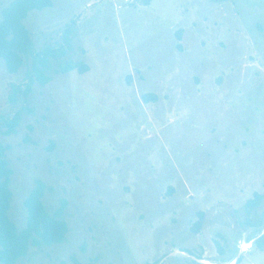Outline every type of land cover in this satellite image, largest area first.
I'll use <instances>...</instances> for the list:
<instances>
[{
    "label": "rangeland",
    "instance_id": "374dc122",
    "mask_svg": "<svg viewBox=\"0 0 264 264\" xmlns=\"http://www.w3.org/2000/svg\"><path fill=\"white\" fill-rule=\"evenodd\" d=\"M52 1L25 21L35 49L60 47L71 26L67 58L89 70L52 74L11 103L24 68L0 59V114L21 113L0 142L11 220L25 226L40 180L50 213L67 200L69 231L16 264H264L252 246L264 219L251 227L244 211L264 193V0Z\"/></svg>",
    "mask_w": 264,
    "mask_h": 264
},
{
    "label": "trees",
    "instance_id": "16d2710c",
    "mask_svg": "<svg viewBox=\"0 0 264 264\" xmlns=\"http://www.w3.org/2000/svg\"><path fill=\"white\" fill-rule=\"evenodd\" d=\"M52 6V0H12L0 11V59L4 61L6 70L10 74H16L24 68L22 82L8 85L11 103L19 99L26 101L32 92L33 85L38 83L40 86H45L51 81L52 74H67L75 69L79 73L89 70V66L84 62L67 58L72 47L71 26L66 28L60 47L48 45L41 50L35 49L32 34L25 21L32 11H43ZM175 37L176 48L181 51V29L175 32ZM156 99L157 96L152 93L142 95V101L145 103L154 102ZM20 121V112L15 113L12 118L0 114V134L5 136L14 134ZM8 150L9 146L0 142V263L16 264L27 256L31 246H53L63 243L69 227L65 219L67 200L61 199L59 206L50 213L43 201L45 193L50 189L40 180L35 182V186L24 200L25 226L19 229L11 220L9 212L13 198L11 180L14 172L7 159ZM263 205L264 193L255 192L252 198L246 201L244 211L247 215V225L255 227L263 224L264 212L262 219L260 215L257 220L254 218L260 213ZM197 216L198 219L191 227V232L196 234L200 232L203 225V212H198ZM252 246L264 251V230ZM73 260L74 264H80ZM158 263L154 261L145 264ZM61 264L67 263L61 262ZM87 264H95V262Z\"/></svg>",
    "mask_w": 264,
    "mask_h": 264
},
{
    "label": "crops",
    "instance_id": "0c3cea01",
    "mask_svg": "<svg viewBox=\"0 0 264 264\" xmlns=\"http://www.w3.org/2000/svg\"><path fill=\"white\" fill-rule=\"evenodd\" d=\"M246 244L247 245H250L249 243H244V246H243V248H247V247H245L246 246ZM249 248V247H248Z\"/></svg>",
    "mask_w": 264,
    "mask_h": 264
},
{
    "label": "clouds",
    "instance_id": "9594fccd",
    "mask_svg": "<svg viewBox=\"0 0 264 264\" xmlns=\"http://www.w3.org/2000/svg\"><path fill=\"white\" fill-rule=\"evenodd\" d=\"M245 247H250V245H246Z\"/></svg>",
    "mask_w": 264,
    "mask_h": 264
}]
</instances>
